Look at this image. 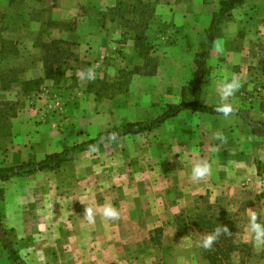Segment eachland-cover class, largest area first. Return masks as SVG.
Masks as SVG:
<instances>
[{"label":"rangeland","instance_id":"obj_1","mask_svg":"<svg viewBox=\"0 0 264 264\" xmlns=\"http://www.w3.org/2000/svg\"><path fill=\"white\" fill-rule=\"evenodd\" d=\"M221 1L0 0V168L40 161L108 129L150 122L168 105L179 103V89L194 78L204 30L201 14L190 16V12L220 9ZM232 18L222 24L221 35ZM246 31L242 27L239 36H247ZM256 32L253 46H247L253 55L249 80L254 88L252 93L242 90L241 97L250 107L264 111V36L258 39ZM53 41L57 44L50 45ZM48 45L58 59L53 66L55 79L45 74ZM88 70L93 79L86 77ZM37 80H42L40 85L26 84ZM248 111L242 113L250 118ZM162 131L128 136L101 150L79 154L53 173L0 182L4 194L0 215L3 225L12 230L4 238L26 264H43L40 253L47 248L57 254V244L65 240L46 232L50 215H64L53 207L52 199L66 198L65 188L77 198L81 186L73 183L96 175L108 183L120 175L121 183L135 188L153 184L156 161L162 155L160 144L168 148L167 158L172 154L170 137L164 138L170 133ZM257 131L264 135V130ZM81 167L87 173L81 174ZM247 208L226 204L190 212L180 208L173 222H164L163 228L151 231L145 245L134 248L130 256L136 261L129 260L134 264L261 261L264 255L252 254L249 244L233 239L234 233L250 225ZM223 227L228 231H221L210 249L199 246L205 235ZM0 264H14L1 237Z\"/></svg>","mask_w":264,"mask_h":264},{"label":"crops","instance_id":"obj_2","mask_svg":"<svg viewBox=\"0 0 264 264\" xmlns=\"http://www.w3.org/2000/svg\"><path fill=\"white\" fill-rule=\"evenodd\" d=\"M241 8L232 12V21L224 26L221 37L213 45L202 96L206 105L217 107L222 103L217 88L225 80L236 77L242 87L228 103L240 113L249 110L250 118L246 117L251 121L255 117L256 121L264 123V111L250 107L247 99L241 97L242 90L252 93L254 88L249 80L253 55L247 46H253L252 35L256 31L258 39L264 36V0H246ZM199 10L200 13L194 9L190 16L201 14L204 30L200 40L204 42L213 14L219 9ZM242 27L247 29L245 37L239 36ZM178 97L182 98V87ZM161 130L170 133H165L164 138L170 137L172 154L167 158L164 151L168 148L160 144L162 155L156 161L153 184L145 183L135 188L121 183L120 175L109 183L96 175L73 183L81 186L77 198L70 197L65 188L62 192L66 198L52 199L56 202L53 207L64 215H50L45 222L46 232L50 236L65 237V240L57 244V254L47 248L40 253L44 256L43 264H134L131 262L136 260H131L130 256L134 248L147 243L152 230L163 228L164 222H173L180 208L190 212L205 205L247 206L249 221L255 214L257 222L264 225V135L254 134L252 127L236 113L224 118L223 115L184 111L156 132ZM200 161H207L211 172L206 178L193 182L191 170ZM46 173L53 171L37 174ZM80 173H87L86 168L81 167ZM105 205L116 208L119 218H104L102 208ZM85 208L92 210L93 221L85 216ZM233 239L237 244H249L252 254L264 255V242L255 241L249 226L234 233ZM261 259L247 264H264V258Z\"/></svg>","mask_w":264,"mask_h":264},{"label":"trees","instance_id":"obj_3","mask_svg":"<svg viewBox=\"0 0 264 264\" xmlns=\"http://www.w3.org/2000/svg\"><path fill=\"white\" fill-rule=\"evenodd\" d=\"M137 1L139 3L143 2V0ZM245 2L246 0H222L220 2V9L218 12L213 14L211 25L206 31L207 40L200 44L201 51L195 57L196 71L192 83L182 89V100L178 104L168 105L167 109L162 115L150 122L128 123L121 128L116 127L108 129L99 133L94 139L81 144H76L71 148L64 149L59 153L47 155L40 161L31 160L20 165L0 168V182H7L15 177L32 176L43 171H58L66 164L73 161L74 158L81 153L90 152L92 150H101L108 143L116 142L127 136L140 135L146 132L156 131L168 120L177 117L184 111L206 113L210 115H222L215 111L216 107H210L205 104L202 96L203 84L205 78L209 75L210 69L208 66V60L210 58V52L215 41L221 37L222 24L224 22H228L232 16V12L235 9L242 7ZM141 40V36L137 35L136 41L139 42ZM56 44L57 42L53 41V43L50 45ZM46 48L48 50V55L45 57L44 61L46 78L55 79L58 74L54 72L53 66L56 62H58V59L56 54L49 52L51 51L52 46L48 45ZM41 82L42 80L29 81L26 84L40 85ZM234 113L240 115L247 122V124L252 127L254 134H259L257 128L263 132L264 123L253 122L245 115H242L240 111H234ZM3 199V191L0 190V203L3 201ZM8 230L9 229L3 225L0 215V237L4 248L9 253V259L14 264H26L19 255L18 251L15 249L14 245L9 242L7 238H4L5 235H8L10 232H12V230Z\"/></svg>","mask_w":264,"mask_h":264},{"label":"clouds","instance_id":"obj_4","mask_svg":"<svg viewBox=\"0 0 264 264\" xmlns=\"http://www.w3.org/2000/svg\"><path fill=\"white\" fill-rule=\"evenodd\" d=\"M84 74H82L83 76ZM88 79H93L94 75L91 70L86 73ZM242 87L241 82L238 78L232 77L230 80H225L218 88L217 94L222 102L219 104L215 111L223 115L224 118H229L234 113V107L231 103H228L229 98L234 97L235 94ZM211 172V166L207 161H200L194 165L191 170V180L198 182L206 178ZM85 216L91 222L93 221V213L91 209L85 208ZM102 215L104 218L109 220H116L119 218V212L116 208L111 205H105L102 208ZM250 231L254 236L255 241L264 242V225L257 222V217L252 214L250 221ZM221 231L227 232L226 227L217 228L213 233L205 235L200 241L199 246L205 250L210 249L217 237L221 234Z\"/></svg>","mask_w":264,"mask_h":264}]
</instances>
